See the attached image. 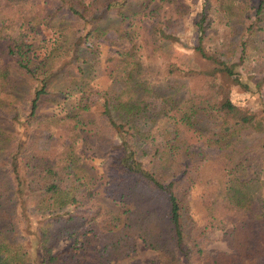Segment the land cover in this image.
I'll return each instance as SVG.
<instances>
[{
	"label": "trees",
	"instance_id": "1",
	"mask_svg": "<svg viewBox=\"0 0 264 264\" xmlns=\"http://www.w3.org/2000/svg\"><path fill=\"white\" fill-rule=\"evenodd\" d=\"M216 1L202 0L193 23V51L209 66L188 72L153 68L179 40L188 14L180 0L13 1L20 33H0V264H34L22 242L25 211L58 224L39 229L40 264H103L85 243L53 253L89 223L113 259L132 256L139 240L158 257L141 264H193L203 253L186 198L208 186L207 219L225 229L231 253L207 263L264 264V89L257 83L260 115L231 98L234 86L249 91L237 69L264 75V0ZM219 7L229 38L211 43ZM41 27L56 35L48 46L29 39ZM106 42L110 84L92 109ZM158 121L165 126L145 128ZM56 131L67 141L52 155L41 143Z\"/></svg>",
	"mask_w": 264,
	"mask_h": 264
},
{
	"label": "rangeland",
	"instance_id": "2",
	"mask_svg": "<svg viewBox=\"0 0 264 264\" xmlns=\"http://www.w3.org/2000/svg\"><path fill=\"white\" fill-rule=\"evenodd\" d=\"M13 1L19 0H0V33L3 36H10L16 38L19 33V22L16 21V17L11 13L15 9V4ZM186 6H188V14L183 17L178 26V41H172L171 45H168L165 49V53L168 54V60L157 61L153 66L154 70L158 72L161 63H166L172 66L175 69H179L183 72H188L191 69H200V67L208 68V64H205L200 57L196 55L193 51L195 46L194 41V19L199 7L201 6L202 0H180ZM217 2L216 0H213ZM223 1V0H220ZM225 5L222 8H225L228 4V1H224ZM216 5V3H215ZM217 6V5H216ZM213 9V7H212ZM170 8L162 11L155 22H161L162 24L170 16ZM225 13L221 7L216 11L214 16L216 23L212 27V31L209 33L207 39L210 40H227L229 38L230 31L222 24L225 20ZM232 16V14H230ZM225 32V33H224ZM40 35H30V40H45L46 45L48 46L50 41H53L56 38V35L51 30H45L44 27H41ZM112 39L117 40L118 38L114 35H110ZM43 43V41L41 42ZM121 42H118V45H114L115 48L121 46ZM41 53V52H38ZM112 53L110 45L106 42L100 43V53L99 57L94 66V81L92 83V93L88 97L89 106L94 109L95 105L102 101L103 91L109 86L110 80L108 78V73L110 67L106 62L107 56ZM239 54V50L234 52V57ZM254 54V52H252ZM161 60V59H160ZM163 60V59H162ZM165 64V65H166ZM241 71V81L249 85V91H246L243 86H234L232 87L231 98L232 100L240 102L243 106L249 107L252 111L262 114V102L260 96L257 93L258 85L260 83L261 90L264 89V75H246L242 69H237ZM263 80V81H262ZM165 126L164 122L158 121L154 124H149L145 128L149 127L151 130L155 131L157 129ZM67 141V134L56 131L53 133L47 134L42 140V147L50 150L51 154L65 145ZM195 150H200L198 145L194 146ZM209 152V150H206ZM215 190L214 186L208 187H194L188 194L186 198V207L187 212L193 222V231L191 239L198 245V248L201 249L202 255L198 256V259L193 262V264H208V254L216 255L221 252L231 253V250L225 241L224 233L225 229L212 227L210 222L207 219L206 207L210 203V198L212 192ZM20 211V202L18 204ZM23 210L26 208L23 206ZM26 215H21V228L22 232L25 235L23 239V244L26 246L30 260L34 264H40L41 251L38 248V239H39V229L46 230V232H54L58 228V224H55L51 218L41 217L35 214H30L25 211ZM20 217V213H19ZM230 225H227V228H230ZM100 225H97V228L93 224H87L81 227L77 232L74 238L62 237L58 240V243L53 249V253H59L65 251L71 247L79 246L81 243H85L86 247H95L100 251L103 264H141L144 261H153L156 260L157 254L149 249H147L144 244L137 240L136 241V250L132 256L126 257L124 259H113L109 249L102 247L99 244V231ZM191 245L193 243L190 241ZM47 244H50L47 243ZM18 263L16 260L12 263ZM20 264V262L18 263Z\"/></svg>",
	"mask_w": 264,
	"mask_h": 264
}]
</instances>
